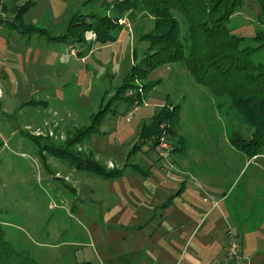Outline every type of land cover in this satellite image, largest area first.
Returning <instances> with one entry per match:
<instances>
[{
	"label": "rangeland",
	"instance_id": "1",
	"mask_svg": "<svg viewBox=\"0 0 264 264\" xmlns=\"http://www.w3.org/2000/svg\"><path fill=\"white\" fill-rule=\"evenodd\" d=\"M86 1L0 0V10L6 5L13 11L0 13L5 21L0 22L4 240L37 264H209L216 238L234 233L228 223L237 216L238 223L232 221L245 234L243 257L264 253V216L261 226L252 225L264 205V161L230 143L232 133L236 142L249 133L229 101L196 84L182 63H171L148 75L145 83L156 84L128 116L132 107L113 96L141 59L152 21L139 10L125 13L114 41L103 45L87 33L78 45L56 40L72 15H102L115 0ZM258 13L256 1H244L227 29L235 37L252 38L263 30ZM18 15L21 21L14 19ZM85 45L88 53L81 58L70 53ZM242 46L256 48L251 40ZM250 59L264 62V50ZM143 83L130 82L139 95ZM165 104L178 106L174 136H164L160 124L155 136L144 137L129 154L142 125ZM99 110L105 111L99 125L77 137ZM65 152L104 172L122 169L121 176L102 179L85 172ZM193 166L204 169L212 188L192 180ZM220 188L228 196L221 204ZM210 203L212 210L203 216ZM160 216L176 218L180 226L161 232ZM142 252L155 261H141Z\"/></svg>",
	"mask_w": 264,
	"mask_h": 264
},
{
	"label": "trees",
	"instance_id": "2",
	"mask_svg": "<svg viewBox=\"0 0 264 264\" xmlns=\"http://www.w3.org/2000/svg\"><path fill=\"white\" fill-rule=\"evenodd\" d=\"M91 1L87 0L86 3ZM244 1H256L259 4L256 23L260 28L257 21L264 17V0H115L106 6L102 15H72L63 33L55 39L69 43L68 46L78 45L82 43L83 34L87 33L95 43H110L121 29L118 22L123 14L138 10L143 12L152 21L151 29L142 39L147 47L139 62L130 68L113 99L123 101L132 109L140 107L156 84L145 83L148 75L159 66L182 63L196 84L209 88L215 97H225L229 101V107L240 117L249 133L248 139L240 136L239 142L234 140L236 134L232 133L230 143L252 158L264 153V62L254 63L250 59L254 53L264 50V25L263 30L258 29L252 38L231 35L227 23ZM19 18L18 15L14 19ZM0 22L5 21L0 18ZM21 27L19 22L17 28ZM246 40L253 41L256 48L242 46ZM86 47L87 45L83 51L77 50L74 55L81 58L88 50ZM131 81L144 82L141 86L143 95L134 92L135 87L130 84ZM152 82L154 81L149 83ZM126 92H133L135 95L125 97ZM104 113V110H99L91 116L89 125L83 127L77 137L92 132L99 125ZM178 113V106H161L157 114L142 125L138 141L129 154L145 140L144 137L150 140L155 136L160 124H163L161 132L164 136L173 137ZM150 143H154V140ZM68 145L66 142V149ZM65 155L72 158V161L75 160L76 168L102 179L121 176L122 169L104 172L91 160H82L68 152H65ZM0 264H37L4 240L1 226Z\"/></svg>",
	"mask_w": 264,
	"mask_h": 264
},
{
	"label": "crops",
	"instance_id": "3",
	"mask_svg": "<svg viewBox=\"0 0 264 264\" xmlns=\"http://www.w3.org/2000/svg\"><path fill=\"white\" fill-rule=\"evenodd\" d=\"M6 5H3L2 6V9L0 10V13H2L3 11H6V12H13L12 9L8 8L6 10ZM3 17L1 18H4V14H2ZM20 21H21V18H19ZM21 23V22H20ZM22 24V23H21ZM70 48V47H69ZM71 50V49H70ZM76 52V51H75ZM75 52H70L72 53L73 55L75 54ZM0 56H2V52H0ZM75 56V55H74ZM76 57V56H75ZM78 58V57H76ZM261 154V153H260ZM262 155H257L256 158H261ZM254 158V157H252ZM264 161V159H263ZM126 168H129V167H126ZM195 173H197V175H195ZM190 177L192 178V180L195 181H200V184H204L205 186H208L210 188L213 187L211 180L209 179L208 175L204 172V169H202V171L200 169H196V166H193L191 168V172H190ZM193 187L194 189H196L197 191H200L202 192L203 194H207L206 192H204L203 190V187L198 185V184H193ZM219 192H222L220 193V197L219 199L217 200L220 204L223 203L225 200L228 199V196H227V193L224 192V188H220L218 189ZM203 202V201H202ZM235 205V204H234ZM169 207H167L166 209H163L164 211L167 210ZM210 209H208L207 212H205L203 214V216H205L207 213H209L210 210H212V205L210 203V206H209ZM162 210V212H164ZM211 213V212H210ZM194 211H193V215H194ZM196 215L198 216L199 214L196 213ZM235 215V214H234ZM257 215H258V218H256L255 222L252 224L253 226H256V227H259L261 226L262 224V219L261 217L264 216V205H261L258 209V212H257ZM196 216V217H197ZM234 218V221H235V224L238 223L237 221V216H234V217H230V220H229V226L232 225L233 227V231H230L232 232L235 236H240V238H237L238 239V242H239V248H240V255H241V259L237 262V263H230L226 260V257H225V247H226V237L225 236H221L219 235L218 238H216V242L213 246V249L209 255V259H208V262L209 264H212V263H215V264H253V261H257V264H264V253L263 252H257L256 253V256L255 255H252L250 256L249 259H245L244 256V247H243V236L245 235L243 232H241L240 230L238 229H235L234 226L235 224H233L234 221H232ZM160 220H162L159 224V231H165V230H171V229H175V228H178L180 226V223L178 222V220L173 217H171L170 219L168 218H165L164 216H160ZM231 223V224H230ZM239 225L241 226V228H243L246 232H250V234H252V231L253 229L248 227V228H244L242 226V224L239 222ZM227 226V225H226ZM231 230V229H230ZM227 232H225L226 234ZM151 254V253H150ZM141 257H140V260L141 261H148V262H152V261H155V258L152 257V255L150 256L147 252H142V254H140Z\"/></svg>",
	"mask_w": 264,
	"mask_h": 264
},
{
	"label": "built area",
	"instance_id": "4",
	"mask_svg": "<svg viewBox=\"0 0 264 264\" xmlns=\"http://www.w3.org/2000/svg\"><path fill=\"white\" fill-rule=\"evenodd\" d=\"M135 109H131L128 112V116L131 115L132 112H134ZM163 146V145H162ZM161 147V145H160ZM264 159V156H261ZM226 247H225V257L226 260L230 263H237L241 259L240 255V248H239V242L237 237L232 232L226 233Z\"/></svg>",
	"mask_w": 264,
	"mask_h": 264
}]
</instances>
